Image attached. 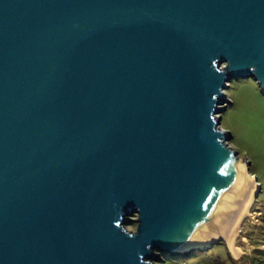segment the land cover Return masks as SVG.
Masks as SVG:
<instances>
[{
  "label": "water",
  "instance_id": "1",
  "mask_svg": "<svg viewBox=\"0 0 264 264\" xmlns=\"http://www.w3.org/2000/svg\"><path fill=\"white\" fill-rule=\"evenodd\" d=\"M233 79L264 94V0H0V264L227 243L258 187Z\"/></svg>",
  "mask_w": 264,
  "mask_h": 264
},
{
  "label": "rangeland",
  "instance_id": "2",
  "mask_svg": "<svg viewBox=\"0 0 264 264\" xmlns=\"http://www.w3.org/2000/svg\"><path fill=\"white\" fill-rule=\"evenodd\" d=\"M228 102L221 116L222 130L230 133L228 144L250 163V172L257 178L261 191L251 209V217L243 224L242 237L249 245L238 239L244 255L234 258L226 241L211 250L195 252L188 258L160 254L157 264H253L255 258L264 257V94L253 79H233L226 91ZM136 220V215L130 217ZM126 228L135 232L137 224L132 221ZM250 259H243L244 257ZM243 259V260H242ZM242 260V261H241ZM240 261V262H237Z\"/></svg>",
  "mask_w": 264,
  "mask_h": 264
},
{
  "label": "bare ground",
  "instance_id": "3",
  "mask_svg": "<svg viewBox=\"0 0 264 264\" xmlns=\"http://www.w3.org/2000/svg\"><path fill=\"white\" fill-rule=\"evenodd\" d=\"M251 178H254V176L252 175ZM255 183L258 186L256 191H255V194H254V196H253V198H252V200H251V202H250L245 214L243 215L242 219L240 220V222L238 223V225L236 226V228L234 229V231L230 235V237L228 239V242H227V245H228L232 255L236 259H240L244 255L243 250L238 245V239L242 238L243 243H245V245L246 244L249 245L248 241L245 238L242 237V233H243L242 227H243V224L246 221V219L251 217V209H252V207L254 205L257 193H258V191L260 189L259 185L257 184V182H255Z\"/></svg>",
  "mask_w": 264,
  "mask_h": 264
},
{
  "label": "built area",
  "instance_id": "4",
  "mask_svg": "<svg viewBox=\"0 0 264 264\" xmlns=\"http://www.w3.org/2000/svg\"><path fill=\"white\" fill-rule=\"evenodd\" d=\"M253 264H264V257L255 258Z\"/></svg>",
  "mask_w": 264,
  "mask_h": 264
},
{
  "label": "crops",
  "instance_id": "5",
  "mask_svg": "<svg viewBox=\"0 0 264 264\" xmlns=\"http://www.w3.org/2000/svg\"><path fill=\"white\" fill-rule=\"evenodd\" d=\"M258 184V183H257ZM259 185V184H258ZM259 188H260V186H259Z\"/></svg>",
  "mask_w": 264,
  "mask_h": 264
}]
</instances>
